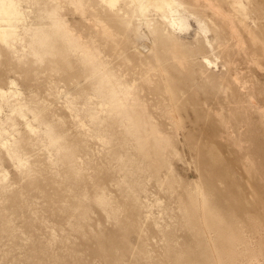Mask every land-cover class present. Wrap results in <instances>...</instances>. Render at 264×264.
I'll use <instances>...</instances> for the list:
<instances>
[{
	"label": "rangeland",
	"instance_id": "1",
	"mask_svg": "<svg viewBox=\"0 0 264 264\" xmlns=\"http://www.w3.org/2000/svg\"><path fill=\"white\" fill-rule=\"evenodd\" d=\"M170 1L0 0V264H264V0Z\"/></svg>",
	"mask_w": 264,
	"mask_h": 264
},
{
	"label": "bare ground",
	"instance_id": "2",
	"mask_svg": "<svg viewBox=\"0 0 264 264\" xmlns=\"http://www.w3.org/2000/svg\"><path fill=\"white\" fill-rule=\"evenodd\" d=\"M160 3H164L166 6H171L173 4V2H171L170 0H158ZM151 2V1H150ZM2 30L0 29V34H2Z\"/></svg>",
	"mask_w": 264,
	"mask_h": 264
}]
</instances>
